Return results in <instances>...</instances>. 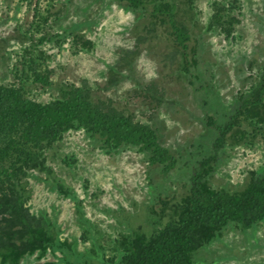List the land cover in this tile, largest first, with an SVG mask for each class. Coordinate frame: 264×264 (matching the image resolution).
<instances>
[{
    "label": "rangeland",
    "instance_id": "374dc122",
    "mask_svg": "<svg viewBox=\"0 0 264 264\" xmlns=\"http://www.w3.org/2000/svg\"><path fill=\"white\" fill-rule=\"evenodd\" d=\"M174 3L190 36L185 48L169 15H153L152 4L132 10L119 0H0V84L27 82V94L46 102L60 84L87 81L94 99L111 100L156 130L172 157L155 165L136 146L108 154L82 130L65 134L47 154L52 173L29 177L31 211L52 222L58 245L21 264H99L122 234L161 228L210 157L206 178L218 190H237L264 169V121L244 122L242 140L237 132L215 146L240 97L264 74V0ZM75 34L93 47L76 43ZM124 50L134 52L131 66ZM31 56L51 71L53 86L25 75ZM151 83L162 92L159 104L143 94ZM193 264H264V219L247 229L229 224L194 252Z\"/></svg>",
    "mask_w": 264,
    "mask_h": 264
},
{
    "label": "trees",
    "instance_id": "16d2710c",
    "mask_svg": "<svg viewBox=\"0 0 264 264\" xmlns=\"http://www.w3.org/2000/svg\"><path fill=\"white\" fill-rule=\"evenodd\" d=\"M119 1L132 10L146 9L152 4L153 15H169V22H164H168L177 43L186 47L190 36L184 23L176 18L174 0ZM216 22H220L217 15ZM74 39L83 47H93V42L83 35L75 34ZM133 53L122 51L121 57L129 66ZM29 61L25 75L31 76L33 72L32 84L53 86L51 71L40 69L32 56ZM28 88L27 82L18 86L0 84V264H21L25 256L45 254L58 245L52 222L31 211L29 177L33 172L52 173L47 154L68 132L82 130L97 139L108 154L136 146L149 154L152 164L172 160L160 144L156 130L111 100L94 99L87 81L80 86L60 84L57 95L46 102L30 97ZM143 94L158 104L161 102L162 92L154 83L144 87ZM263 112L264 74L238 100L228 123L221 128L216 148L228 138L237 137V132L242 140V124L248 121L254 127L252 118L264 121ZM211 160L210 157L203 161L192 175L188 193L174 202L170 218L161 228L149 233L134 228L131 233L122 234L114 241L113 255L103 254L99 264H193L194 252L222 235L229 224L247 229L263 220L264 169L252 171L237 190H218L206 178L212 169ZM59 187L66 192L62 185ZM160 203L163 209L169 204L163 199Z\"/></svg>",
    "mask_w": 264,
    "mask_h": 264
}]
</instances>
